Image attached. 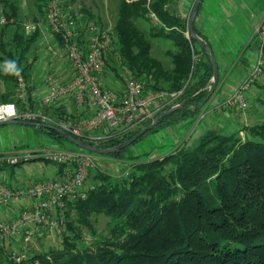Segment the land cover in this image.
<instances>
[{
  "label": "trees",
  "instance_id": "trees-1",
  "mask_svg": "<svg viewBox=\"0 0 264 264\" xmlns=\"http://www.w3.org/2000/svg\"><path fill=\"white\" fill-rule=\"evenodd\" d=\"M48 1L35 0L36 16L30 15L26 4L20 11L14 0H0V16L6 18L5 24L0 26V62L14 59L20 68L18 75L0 70V103H15L23 110L40 108L37 112L62 118L67 113L63 106L38 107L31 96L28 107L16 100L17 78L23 77L29 85L35 83L33 67L41 52L37 47L41 33L38 30L26 33L23 20L29 18L36 23L41 22L37 20L39 17L44 20ZM180 1L119 0L111 25L116 41L106 52L103 77L110 80L111 85L116 81L121 84L138 81L143 84L144 94L163 93L167 100L177 96L175 104L181 106L147 134L192 119L201 110L193 108L201 104L203 108L220 82L218 76L206 100L210 93L206 87L212 83V66L207 53L185 35L195 0L190 3L187 17ZM203 1L193 30L212 51L208 38L201 35L196 26ZM62 3L64 7L69 5L65 0ZM80 11L88 21L106 27L93 21L87 10ZM151 16L157 24H152L149 34L145 35L137 21L141 18L151 21ZM206 26L208 30L214 27L212 23ZM155 39L170 43L164 51L168 64L153 55L152 40ZM238 61L248 64L242 55ZM57 76L62 75L57 73ZM262 77L264 67L262 76L254 84L264 91V84H258ZM261 94L252 93L255 109L264 105ZM70 107V115L74 117L75 110ZM170 108L166 107L154 119ZM151 122L145 121L131 131H120L103 139L77 140L111 150ZM240 131L244 132V139L240 138ZM46 133L56 140L63 139L55 130L46 129ZM129 172V178L120 183L108 182L87 189L83 200L67 205V227L71 211L81 219L80 228L90 226L91 214L110 217L107 237H95L85 246L83 240L76 237L77 230L69 227L72 232L63 234L60 249L50 252V247L43 251L50 252V256H31L32 251L29 259L21 264H264V118L227 136L213 133L202 137L194 148L187 147L185 142L168 155L143 159ZM5 256L7 264H16Z\"/></svg>",
  "mask_w": 264,
  "mask_h": 264
},
{
  "label": "built area",
  "instance_id": "built-area-1",
  "mask_svg": "<svg viewBox=\"0 0 264 264\" xmlns=\"http://www.w3.org/2000/svg\"><path fill=\"white\" fill-rule=\"evenodd\" d=\"M5 22L6 18L0 16V26ZM22 25L26 33L34 30L41 33L37 42L41 52L33 67L35 83L29 85L23 77L17 78L16 100L28 107L31 96L38 107L63 106L67 113L62 118H51L30 109H19L15 103H0V122L42 124L75 139L98 140L153 121L166 107L180 106L175 104L177 96L167 100L163 93L144 94L143 84L138 81L128 80L124 84L116 81L111 85L103 77L106 52L116 41L111 25L101 27L88 21L80 10L64 7L62 0L47 2L43 23L26 18ZM255 32L260 46L258 60L241 87L219 108L246 111L251 106L249 91L262 76L264 67L261 59L264 16ZM57 73L62 76L56 77ZM70 105L75 110L74 117L70 115ZM137 111L141 112L138 118ZM201 118L204 114L199 115ZM96 159L97 156L84 150L16 147L0 152V173L8 167L39 160L59 166L57 178L25 186H8L0 180V249L11 261L21 264L37 246L65 230L67 205L86 197L85 183L97 169ZM125 172V176L130 173L129 169Z\"/></svg>",
  "mask_w": 264,
  "mask_h": 264
},
{
  "label": "rangeland",
  "instance_id": "rangeland-1",
  "mask_svg": "<svg viewBox=\"0 0 264 264\" xmlns=\"http://www.w3.org/2000/svg\"><path fill=\"white\" fill-rule=\"evenodd\" d=\"M14 1L18 4L20 11L22 10V6L26 4L30 7V15H38L35 11V0ZM65 1L69 4L68 7L72 9L87 10L90 14V18L92 17L93 21L106 27L108 25H113L119 2V0ZM193 2L194 0L180 1V4H184L185 6L183 9L184 15H186L185 17L189 15L191 8L190 3ZM203 6L206 12L212 16V24L214 27H212L210 30H208L207 26L205 25L197 27L200 29L201 35L207 37V41H209L211 44L214 59L218 66V76L220 79V82L211 97L213 99H210L209 102L203 108H201L200 112L194 115L192 119L186 122L178 123L172 127L159 128L155 133H148L144 135L141 140L132 144L129 148H126L124 151L118 153L117 156L98 155L97 159L95 160L97 169L90 174V177L86 181V189L89 190L93 187H97L108 182L120 183L122 180H124V177L129 178V176H125V171H127L128 168L129 171L131 168L134 170V165L140 163L143 159L149 158L150 156L157 158L168 155L185 142L187 147L194 148L202 137L213 135V133L227 136L235 131L234 128L238 130L241 129L246 123L247 125H253L264 118V105L257 108V113V110L255 111L253 102L246 111H228L229 114L221 115L218 118H212L209 115L212 110H216L219 107L220 101L226 99L241 87L243 81L247 78L251 71L250 57L252 54H254L253 58L255 59V62L258 60V56L260 55V46L258 47L256 38H254L251 42V38L254 36L255 32H253L252 35L249 34L245 36L244 34H247L246 28H243L245 33H240L238 30L239 28H236V26L231 21L225 18L224 15L228 7L226 0H204ZM200 18H204L202 11L198 16V20ZM40 19L43 21L42 17H39L37 20ZM101 21L103 23H101ZM152 24H157L154 17H152L151 21H147L142 18L138 19L137 21V26L145 35L149 34V29L151 26H153ZM247 29L249 31V28ZM185 35L187 36V32ZM168 44H170L168 41L156 39L152 40L153 55L163 61L164 64H168L169 61L164 56V51ZM241 55L248 62L247 65H242L238 61ZM261 59L264 63V52L261 55ZM212 84L213 82L210 83V86L206 87L207 92L211 90L210 88ZM258 84H264V77L258 81ZM249 92L254 94H257V92L260 94V92H262L261 98L264 97V91L260 90L254 85L250 88ZM41 93H43V89H41ZM249 99L253 100L251 97H249ZM35 109L40 111V108ZM42 111L48 112L46 110ZM140 113V111H137L135 117L138 118ZM200 114H204L205 118L199 119ZM210 129H215L218 131L214 132L212 130V132L208 133ZM239 136L242 138V135ZM54 138V136L46 133L45 128L39 129V127H27L19 125L2 126L0 127V152L9 151L16 147L27 149L47 148L82 151L73 144L67 142V140L60 138L56 140ZM148 153L149 157H147ZM58 171L59 166L39 160L25 164L23 166L8 167L4 169L0 173V180L8 186L16 185L20 187L36 181L41 182L46 179L54 177L57 178ZM88 218L90 226H83L80 228L79 226L82 224L81 219H78L75 211L69 212L68 215V219L70 221L69 227L75 228L77 230L75 234L78 236L76 237L81 238L83 240L82 244L85 246H89L95 237H107L109 235L110 226V217L108 216L101 214H91ZM69 227L66 226L63 232L59 231L55 238H51V241L47 240L37 246L31 256H50V252L52 250L60 249L62 246L61 239L64 236L63 234L72 232L69 230ZM50 247L52 248L50 252H43ZM4 253L5 252L0 249V264H7L8 259L6 260V254Z\"/></svg>",
  "mask_w": 264,
  "mask_h": 264
},
{
  "label": "water",
  "instance_id": "water-1",
  "mask_svg": "<svg viewBox=\"0 0 264 264\" xmlns=\"http://www.w3.org/2000/svg\"><path fill=\"white\" fill-rule=\"evenodd\" d=\"M201 3V0H195L191 14L189 16V20H188V24H187V36L189 38L194 39L197 44L199 45V47L201 48V50L205 53H207L211 66H212V71H213V75H212V80L211 82H213V86L212 88H214L216 86L217 83V79H218V66L216 64V61L214 59V55L212 54V51L210 49V47L202 40L200 39L197 34L194 32L193 30V23L194 20L196 18L198 9H199V5ZM211 88V89H212ZM212 91V90H211ZM208 94L206 100L208 99V97L211 94ZM181 106L178 107H173L170 110L162 113L158 118L154 119L151 124H149L148 126L142 128L135 136H133L132 138H130L129 140L123 142L122 144L116 146L115 148L111 149V150H105V149H100L91 145H88L86 143H83L71 136H69L68 134L64 133L63 131L57 130L52 126H47V125H42V124H35V123H30V122H25V121H17V120H8L5 122H0V127L2 126H7V125H19V126H27V127H39V128H45V129H51V130H55L64 140H67V142L73 144L74 146H76L79 149H82L84 151L96 154V155H110V154H114V153H118L124 149H126L127 147H129L130 145H132L133 143H135L138 139H140L141 137H143L145 134H147V132H149L150 130H152L154 127L158 126L160 124V122L172 111L180 108ZM202 107V104L197 106L196 108H193L195 111L200 110Z\"/></svg>",
  "mask_w": 264,
  "mask_h": 264
},
{
  "label": "crops",
  "instance_id": "crops-1",
  "mask_svg": "<svg viewBox=\"0 0 264 264\" xmlns=\"http://www.w3.org/2000/svg\"><path fill=\"white\" fill-rule=\"evenodd\" d=\"M226 1L228 4V7H227V11L224 15L225 18L227 20L231 21L236 26V28H239L238 30L240 33L244 32L243 28H246L247 34H244V35L245 36H247L249 34L252 35V33L255 32V29L259 26V24H260V22L264 16V0H226ZM182 7H183V4H182ZM29 9H30V7H29ZM201 11L203 12L204 18H200L201 20L200 19L198 20V18H197L196 26H198V27H201L203 25L206 26V25H208V23H212V16L208 12H206V10L204 9V6H202ZM41 22L43 23V21H41ZM101 23H103V22L101 21ZM104 23H105V20H104ZM247 28H249V31ZM254 38L257 39V36L255 34H254V36H252L251 42L253 41ZM257 42H258V47H259L258 39H257ZM253 56H254V54H252V56L250 57L251 63L254 60ZM250 95L252 97V93H250ZM212 99L213 98H211V100ZM256 110L258 113V109H255V111ZM227 114H229L228 111L221 110L218 107L216 110H212L209 115L212 118H218L221 115H227ZM245 125H247V123L244 124V126ZM212 130H215V129H210V131H212ZM234 130L237 131L236 128H234ZM243 134H244V132L240 131L239 135H242L241 139H244L245 134L244 135Z\"/></svg>",
  "mask_w": 264,
  "mask_h": 264
},
{
  "label": "clouds",
  "instance_id": "clouds-1",
  "mask_svg": "<svg viewBox=\"0 0 264 264\" xmlns=\"http://www.w3.org/2000/svg\"><path fill=\"white\" fill-rule=\"evenodd\" d=\"M0 70L17 75L20 72V68L18 67L17 62L14 59H8L0 62Z\"/></svg>",
  "mask_w": 264,
  "mask_h": 264
}]
</instances>
